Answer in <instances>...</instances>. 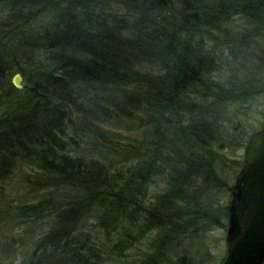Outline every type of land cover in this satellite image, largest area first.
Here are the masks:
<instances>
[{
	"label": "trees",
	"instance_id": "1",
	"mask_svg": "<svg viewBox=\"0 0 264 264\" xmlns=\"http://www.w3.org/2000/svg\"><path fill=\"white\" fill-rule=\"evenodd\" d=\"M237 31L264 34V0H0V195L20 176L5 211L45 231L20 264L188 263L174 240L210 216L198 190L220 187L212 125L261 95L214 78L215 33ZM135 118L142 141L102 129Z\"/></svg>",
	"mask_w": 264,
	"mask_h": 264
},
{
	"label": "rangeland",
	"instance_id": "2",
	"mask_svg": "<svg viewBox=\"0 0 264 264\" xmlns=\"http://www.w3.org/2000/svg\"><path fill=\"white\" fill-rule=\"evenodd\" d=\"M234 25L237 29L242 26L240 23ZM217 33H215L217 39L212 43L215 45V49L221 48L220 53L221 57H224V61L218 65L219 74H214V78L237 88L247 85L257 86V89L261 88V95L251 101L242 102L244 100H239V102L227 103L225 108L220 110L221 119L212 125V129L217 130V144L221 148H213V155L215 156L213 159L217 165L215 168L217 169V175H215L218 177L220 187H218V190H215L216 188L213 186L205 187L209 191H217L210 201L209 198H204V196L212 197L209 191L204 188L198 190V193H196L198 200L196 201L201 200L199 196L202 195L207 208L209 207L211 210L210 216L203 219L201 216L187 238H175L176 240H174L176 243L180 242L178 244V256L179 258L186 256L188 258L187 264H223L227 255L225 237L231 191L235 178L242 168L244 150L248 139L260 130L264 122V34L262 33L263 35L257 39L254 38V32ZM243 36L253 37L240 43L239 37ZM16 75L20 77V88L18 89H21L24 85V77L20 72L13 69L7 81L9 84L11 82L14 84L13 80ZM135 119L136 122H131L133 124L129 123L126 127H120V125L105 127L102 124L100 126L105 131L110 132L109 136L112 142L125 143L130 138L142 141L145 138L142 130H130L131 127L139 125L138 119ZM71 134H74V128L71 129ZM37 171L38 169L35 167L30 168L24 165L20 170V174L31 176L36 174ZM19 177L15 178L12 186H7L2 191L3 196L0 195V264H20L32 253L33 247L30 244L34 242V239L40 238V235L43 232L45 233L43 227L37 222L38 220H35L33 215L30 214L22 218L15 212L9 211L8 213L5 211L7 203L12 201L14 206L19 204L18 199H21L19 196L25 192L15 186ZM163 188L164 186L161 185L151 187L150 196L161 194ZM225 210H227V217L223 215ZM23 220L27 222L22 223ZM32 220L36 221L35 224L28 225L27 223L32 222ZM20 223L22 224L19 225ZM151 234L149 237L153 239L155 232ZM139 247L137 251L130 253V258L142 259V255L146 253V256L148 250H151L152 242L143 240V244H140ZM175 261L172 264H175Z\"/></svg>",
	"mask_w": 264,
	"mask_h": 264
},
{
	"label": "water",
	"instance_id": "3",
	"mask_svg": "<svg viewBox=\"0 0 264 264\" xmlns=\"http://www.w3.org/2000/svg\"><path fill=\"white\" fill-rule=\"evenodd\" d=\"M20 88V77H14ZM223 264H264V122L246 144L228 204Z\"/></svg>",
	"mask_w": 264,
	"mask_h": 264
}]
</instances>
